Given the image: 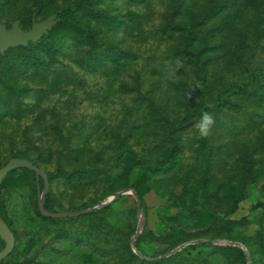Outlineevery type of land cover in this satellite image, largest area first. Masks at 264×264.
Listing matches in <instances>:
<instances>
[{
  "label": "rangeland",
  "instance_id": "374dc122",
  "mask_svg": "<svg viewBox=\"0 0 264 264\" xmlns=\"http://www.w3.org/2000/svg\"><path fill=\"white\" fill-rule=\"evenodd\" d=\"M85 2L0 0V27L31 38L0 51V167L38 168L0 178L12 231L0 235V252L11 240L0 262L264 264V103L227 90L250 71L264 82V10L260 41L241 59L236 35L255 31L244 0H99L106 18L89 24L105 49L79 66L88 48L64 34L88 27L68 9ZM51 32L53 62L44 51V65L24 62L19 47ZM112 47L129 58L112 62ZM205 111L215 125L200 138Z\"/></svg>",
  "mask_w": 264,
  "mask_h": 264
},
{
  "label": "trees",
  "instance_id": "16d2710c",
  "mask_svg": "<svg viewBox=\"0 0 264 264\" xmlns=\"http://www.w3.org/2000/svg\"><path fill=\"white\" fill-rule=\"evenodd\" d=\"M98 1L92 0L91 3H86V2L84 4L78 3V4H74L71 7H68L71 14L82 13L83 17L81 16V19L83 18V20H87V24H88L87 28L74 26L68 32H65L64 34L65 37H68V40L72 42L74 45L85 46L86 48H88V54L81 56L80 58L77 59V64H79V66H86L90 64L93 65V60L96 58V54L99 53L100 50L105 49L104 47H102L103 44L102 45L99 44L97 40L94 38L93 26L89 24L91 21H99L100 19L102 20L106 18L103 11L97 7ZM129 1L139 3L144 0H129ZM220 5H223V4H220ZM244 5L247 7H250L251 10L253 11V20L251 21V24L249 27H251V29H254L255 31L248 34V30H247L245 32L243 31L242 33H238L236 35V40L234 43L233 51L234 53L239 54L241 59L245 58L244 55H246V52L252 53L251 50H254V48L258 45L260 41V37L263 32H260L258 30V27H259V24L262 22V10H264V0H244ZM226 8L228 9V7H224L222 9H226ZM219 9L220 8L215 5L214 7L213 6L209 7L208 9H206V11L207 12L213 11L215 13L219 11ZM60 23L61 22H59V24ZM52 33L54 32L49 33L47 36H45L44 38L40 39L39 41L35 43L30 42L26 46L19 47L20 49L26 52V58H25L26 61L24 62L31 60L32 64L44 65L45 61L41 59L39 56H37V53L42 52V51L47 52L49 54L48 64L53 62V59H54L53 56L57 52H59V49H58V46H56L58 44V42H56V36L54 34L52 35ZM112 48H110L111 51L109 52L110 54L109 59L112 62L117 63L121 60H125L129 58L127 57L128 55L127 53L120 51L116 48L114 49ZM198 65L199 67H201L200 64ZM248 75H249L248 83L240 82L238 84H231V86H229L227 90L232 91L233 94H244V95L257 97L258 101H261L264 103V91L263 92L261 91V89H263L262 87L264 86L263 85L264 82L263 84H261L257 75L252 74V71H250ZM261 85L263 86L261 87ZM220 93L221 92H217V98L220 97ZM262 136L263 138H261L260 141H261V144L264 146V132H262ZM32 173H35V172L32 171ZM46 175L50 177V174L46 173ZM235 210H236V202L234 203L231 211L233 212ZM0 220L5 224L6 228L11 233L12 231H11L10 223L6 218L5 207L1 200V192H0ZM225 221L231 222L234 224H241L245 221V218H241L238 220L227 219ZM262 231L264 232V229H262ZM0 235L2 236L1 233ZM147 262H150V261H147ZM0 264L2 263L0 262ZM20 264H26V263H20Z\"/></svg>",
  "mask_w": 264,
  "mask_h": 264
},
{
  "label": "water",
  "instance_id": "95a60500",
  "mask_svg": "<svg viewBox=\"0 0 264 264\" xmlns=\"http://www.w3.org/2000/svg\"><path fill=\"white\" fill-rule=\"evenodd\" d=\"M29 39H31V38H30V34H28V33L17 32V31L12 30V29L6 30V29L0 27V51L5 50L8 46L18 44L19 42H23V41L26 42ZM17 165L26 166L27 168L34 171L35 173L38 170V168L36 166H34L31 162L21 160V159H14L10 163H8L7 165H4L0 168V178L8 171L9 167L17 166ZM41 173H42L43 178L46 179V176H47L46 172L42 171ZM128 191H129V189L120 190L114 196L109 197L106 201L99 203L98 206L94 205V206H91V207L86 208V209H81V210H77L74 212L55 213L54 215H56V216H69V215L84 214L86 212H89V211L96 209L97 207H100V206L102 207V206L112 202L115 198L119 197L120 195H122L123 193H126ZM44 193H45V191H44ZM135 196H136V194H135ZM136 198H137V196H136ZM137 202H138V206H139L140 203L138 201V198H137ZM42 205H43V201H39L38 206L41 208ZM0 233L2 234V236H4L3 235L4 233L8 234L10 239H11V233L8 231L5 224L1 220H0ZM138 233H139V229L136 230L135 234L133 235V237L131 239V246L133 249H135V237L137 236ZM10 239H9V242H8L6 249L0 252V260L3 257H5L11 250V240ZM223 242L227 243L229 245L243 247L241 244H239L237 242H226V241H223ZM186 244H188V243L181 244V245L177 246L176 248L172 249L171 251H169L168 253H166L162 256L167 257L169 255H172L175 252L181 250ZM247 257H248L247 258V264H250L249 256H247Z\"/></svg>",
  "mask_w": 264,
  "mask_h": 264
},
{
  "label": "clouds",
  "instance_id": "9594fccd",
  "mask_svg": "<svg viewBox=\"0 0 264 264\" xmlns=\"http://www.w3.org/2000/svg\"><path fill=\"white\" fill-rule=\"evenodd\" d=\"M215 125L214 116L205 111L202 113L200 119L197 121L195 127L200 138H207L211 135L212 129Z\"/></svg>",
  "mask_w": 264,
  "mask_h": 264
}]
</instances>
